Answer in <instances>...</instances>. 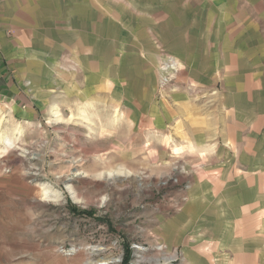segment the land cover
I'll list each match as a JSON object with an SVG mask.
<instances>
[{"label":"rangeland","instance_id":"374dc122","mask_svg":"<svg viewBox=\"0 0 264 264\" xmlns=\"http://www.w3.org/2000/svg\"><path fill=\"white\" fill-rule=\"evenodd\" d=\"M148 45L110 72L65 50L0 103V264H264V114Z\"/></svg>","mask_w":264,"mask_h":264},{"label":"crops","instance_id":"0c3cea01","mask_svg":"<svg viewBox=\"0 0 264 264\" xmlns=\"http://www.w3.org/2000/svg\"><path fill=\"white\" fill-rule=\"evenodd\" d=\"M129 28L135 38L128 39ZM135 42L152 46L155 56L165 46L189 61L191 74L224 75L233 107L246 106L256 122L264 114V0H0V103L32 106L22 88L27 80L18 77L45 74L44 59L76 50L78 58L103 60L99 67L110 72L129 50L151 57L142 46L132 50ZM262 186L254 180L250 187L264 198ZM186 246L202 259V244Z\"/></svg>","mask_w":264,"mask_h":264},{"label":"bare ground","instance_id":"6f19581e","mask_svg":"<svg viewBox=\"0 0 264 264\" xmlns=\"http://www.w3.org/2000/svg\"><path fill=\"white\" fill-rule=\"evenodd\" d=\"M72 193L75 194V192H74L73 190H72ZM73 194H72V195H73ZM73 197L76 198L75 195H74ZM110 261H112V260H110V259H105V258H104V259H102V261H100V262H101V264H107V263H109Z\"/></svg>","mask_w":264,"mask_h":264}]
</instances>
